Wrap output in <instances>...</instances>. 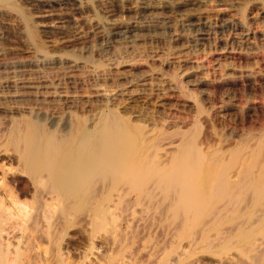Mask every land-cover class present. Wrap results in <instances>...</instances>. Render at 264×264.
I'll list each match as a JSON object with an SVG mask.
<instances>
[{
  "label": "bare ground",
  "instance_id": "bare-ground-1",
  "mask_svg": "<svg viewBox=\"0 0 264 264\" xmlns=\"http://www.w3.org/2000/svg\"><path fill=\"white\" fill-rule=\"evenodd\" d=\"M241 79L264 81V0H0L1 170L50 186L58 195H47V209L61 196L81 198L99 177L131 173L140 191L159 184L174 193L175 210L200 212L221 192L231 196L226 206L244 203L250 218L264 219V163L257 171L256 161L246 163L264 162V126L241 135L232 151L242 161L231 151L226 157L240 164L233 169L228 158L227 169L223 147L204 151L169 115L188 111L200 123L208 86ZM222 89V101L238 106ZM245 99L241 108L252 109ZM243 193L251 200H238ZM116 216L110 210L108 223ZM246 219L235 229L239 241L262 251L264 234L252 239ZM217 261L240 262L229 254Z\"/></svg>",
  "mask_w": 264,
  "mask_h": 264
},
{
  "label": "rangeland",
  "instance_id": "rangeland-1",
  "mask_svg": "<svg viewBox=\"0 0 264 264\" xmlns=\"http://www.w3.org/2000/svg\"><path fill=\"white\" fill-rule=\"evenodd\" d=\"M231 57L237 62L243 60L237 54L228 59ZM245 82L241 79L225 85L240 107H229L228 98H225L226 102L222 101L221 91L226 87L212 84L208 86L212 99L208 100L209 103L201 100L205 105L200 102V111H203L200 123L196 124L193 119L192 122L188 111V114L183 110L169 113L170 117L180 120L181 128L191 131L190 136L197 135V144L199 141L204 151L223 147L226 153L223 152L222 159L227 164L231 158L230 165L240 157L234 151L237 145H240L238 148L243 145L242 137L264 126V81ZM246 95L253 99L250 110L241 108L246 105ZM222 104L227 107L222 109ZM231 151L236 160L232 161V153L226 157ZM208 160L209 157L206 158ZM255 161L257 171L259 161L260 167L263 161L252 159L246 163L253 166ZM236 163H232L233 169L240 164ZM226 164V168H231ZM1 165L0 161V264H190L194 260L196 264H218L221 254L232 255L240 260L239 264H264V249L255 253L251 245L240 243V233L235 232L237 224L246 222L247 218L252 225H245L248 228L254 225L255 228L252 234L249 232L251 238H261L258 231L264 234V219L253 217L252 220L244 203L236 209L226 206L229 203L226 198L231 196H221V192H217L219 197L217 194L212 196L210 200L213 203L209 200L208 206L200 212L194 211V214L191 208L175 210L171 205L175 194L165 196L166 192L163 187V191L160 189L159 184L140 191L128 173L127 180L116 175L99 177L100 181L94 183L91 193L89 191L79 199L74 193L66 199L61 196L62 201L56 204V208L47 209L44 207L47 195H58L50 186L43 181L38 182L39 178H34L31 172H3ZM233 169L231 171L235 172ZM244 195L238 200H251L250 193ZM232 197L237 199L238 195ZM19 202H32L31 212H21ZM110 210L117 215L114 224L107 221Z\"/></svg>",
  "mask_w": 264,
  "mask_h": 264
}]
</instances>
